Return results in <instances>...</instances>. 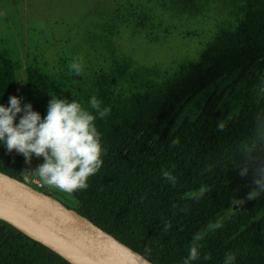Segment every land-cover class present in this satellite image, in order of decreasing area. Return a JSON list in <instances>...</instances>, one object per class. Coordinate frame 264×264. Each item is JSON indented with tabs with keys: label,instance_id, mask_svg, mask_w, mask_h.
<instances>
[{
	"label": "trees",
	"instance_id": "obj_1",
	"mask_svg": "<svg viewBox=\"0 0 264 264\" xmlns=\"http://www.w3.org/2000/svg\"><path fill=\"white\" fill-rule=\"evenodd\" d=\"M242 4L238 25L206 48L205 74L96 121L102 167L86 188L60 189L74 210L153 264H184L193 245L192 264H224L228 253L235 264H264V194L248 200L253 173L241 175L248 157L264 158V0ZM27 84V104L43 117L45 80L29 73ZM9 96L19 98L15 79L0 69V104ZM24 163L0 148V172L23 182ZM0 264L71 263L0 220Z\"/></svg>",
	"mask_w": 264,
	"mask_h": 264
},
{
	"label": "rangeland",
	"instance_id": "obj_2",
	"mask_svg": "<svg viewBox=\"0 0 264 264\" xmlns=\"http://www.w3.org/2000/svg\"><path fill=\"white\" fill-rule=\"evenodd\" d=\"M242 1L0 0V69L13 73L21 106L28 74L36 73L46 105L72 99L97 115L88 103L95 96L110 108L95 120L105 122L137 97L176 93L205 74L206 48L238 25ZM74 59L82 62L80 76L69 71ZM35 170L25 162L23 178L42 182ZM31 187L78 208L55 186Z\"/></svg>",
	"mask_w": 264,
	"mask_h": 264
},
{
	"label": "clouds",
	"instance_id": "obj_3",
	"mask_svg": "<svg viewBox=\"0 0 264 264\" xmlns=\"http://www.w3.org/2000/svg\"><path fill=\"white\" fill-rule=\"evenodd\" d=\"M69 71L80 76L83 73L82 62L74 59ZM88 103L97 115L76 100L58 98L49 100L46 114L42 117L33 110L31 103L21 106L20 98L9 96L7 106L0 104V148L21 155L26 163H30L33 157L42 159L34 174L45 185L69 193L86 188L88 178L103 165V150L95 120L110 113V108H101V102L95 96ZM249 169L253 180L247 199L254 200L264 194V158L248 157L241 175L247 174ZM163 176L174 181L167 171ZM232 203L242 205L244 200L234 199ZM211 227L218 229L222 225L215 223ZM197 259L199 249L193 245L184 264H192ZM235 260V253H228L224 264H235Z\"/></svg>",
	"mask_w": 264,
	"mask_h": 264
},
{
	"label": "water",
	"instance_id": "obj_4",
	"mask_svg": "<svg viewBox=\"0 0 264 264\" xmlns=\"http://www.w3.org/2000/svg\"><path fill=\"white\" fill-rule=\"evenodd\" d=\"M0 220L71 264H153L57 198L2 172Z\"/></svg>",
	"mask_w": 264,
	"mask_h": 264
},
{
	"label": "built area",
	"instance_id": "obj_5",
	"mask_svg": "<svg viewBox=\"0 0 264 264\" xmlns=\"http://www.w3.org/2000/svg\"><path fill=\"white\" fill-rule=\"evenodd\" d=\"M23 181L25 182V183H27L28 185H30V186H32L33 184H35V186L37 187V189L38 190H43V188L45 187V185L42 183V182H40V181H38V180H30L28 177H24L23 178Z\"/></svg>",
	"mask_w": 264,
	"mask_h": 264
}]
</instances>
